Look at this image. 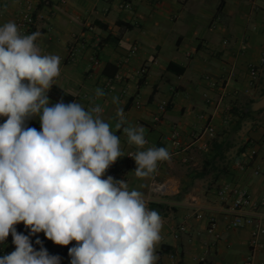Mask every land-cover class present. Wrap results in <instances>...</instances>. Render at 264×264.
<instances>
[{
    "label": "crops",
    "instance_id": "0c3cea01",
    "mask_svg": "<svg viewBox=\"0 0 264 264\" xmlns=\"http://www.w3.org/2000/svg\"><path fill=\"white\" fill-rule=\"evenodd\" d=\"M121 2L132 3V10L121 9ZM29 4L35 23L21 34L39 32L36 44L42 54L61 58L60 75L47 93L49 106L61 100L78 102L85 110L101 106L102 118L119 137L124 154L104 178L116 171L130 190L152 199L147 207L166 208L161 239L154 246L155 264L166 262L170 251L180 254L183 264H244L251 253L252 228L230 227L234 195L222 200L219 191L225 185L247 190L255 203L249 214L264 217V108L252 111L253 103L264 98V0H0V26L9 21L17 25ZM134 45L137 55L121 66ZM92 57L100 64H94ZM251 63L259 67L255 81L249 72ZM142 66H148L143 80L137 76ZM97 88L103 97L96 96ZM114 96L118 103H113ZM137 101L141 109H136ZM162 102L168 108L155 123ZM117 109L123 110L125 125L145 129L143 149L128 144L124 124L116 129ZM248 111L252 114L241 120ZM5 121L0 117V124ZM26 126L41 130L39 116L29 118ZM211 126L214 136L209 133ZM172 131L179 134L181 151L165 139ZM151 147H165L170 160L158 161L151 177L137 178L136 163L128 154ZM255 147L259 153L247 160ZM244 160L246 167L240 170L237 163ZM199 174L203 177L196 178ZM154 182L175 191L155 195ZM199 214L204 217L198 218ZM212 218L218 223V241L207 233ZM180 225H187L188 233L175 239ZM15 227L29 235L23 223ZM37 238L42 241L46 236L43 232L30 236L31 242ZM68 246L49 240L44 248L59 256L60 264H71V258L61 253ZM5 249L0 243V257L6 255ZM202 256L206 261L199 263ZM255 264H264V250L256 254Z\"/></svg>",
    "mask_w": 264,
    "mask_h": 264
},
{
    "label": "clouds",
    "instance_id": "9594fccd",
    "mask_svg": "<svg viewBox=\"0 0 264 264\" xmlns=\"http://www.w3.org/2000/svg\"><path fill=\"white\" fill-rule=\"evenodd\" d=\"M39 32L22 35L15 22L0 26V243L11 234L15 250L0 264H60L30 236L68 246L71 264H155L162 219L147 207L145 195L125 180L104 175L124 156L120 139L102 118L99 105L78 102L53 106L47 93L60 75L61 58L42 54ZM97 97L104 92L97 88ZM118 103V97H113ZM39 116L41 130L26 121ZM121 129L124 113L117 109ZM129 145L143 149V126L123 127ZM137 178H149L158 161H169L165 147L128 154ZM144 187V185H141ZM23 223L29 235L18 233Z\"/></svg>",
    "mask_w": 264,
    "mask_h": 264
},
{
    "label": "built area",
    "instance_id": "2783aa9c",
    "mask_svg": "<svg viewBox=\"0 0 264 264\" xmlns=\"http://www.w3.org/2000/svg\"><path fill=\"white\" fill-rule=\"evenodd\" d=\"M62 3H66L67 0H61ZM119 7L123 10H132V3L130 2H121L119 4ZM35 23L34 19V7L32 4H29L25 7V9L20 13L18 19H17V26L21 33H26L30 30L31 27H33ZM138 46L134 45L128 52V54L122 59L121 61V66L122 65H128L132 59L137 55L138 53ZM73 56V54H71ZM92 62L96 65L100 64V61L96 59L95 57H92ZM249 72L250 76L253 81H255L258 78L259 74V67L255 63H251L249 65ZM148 75V66H142L140 69L137 71V76L139 79L143 80L146 79V76ZM112 86V81H109L106 85L108 89ZM136 109H141L142 108V103L140 101H137L135 103ZM168 108V103L167 102H162L161 105L159 106L158 113L154 116V122L159 123L162 119V116L164 113L167 111ZM126 122V116L124 114V126L123 127H128L125 125ZM209 133L211 136L215 135V128L213 126L209 127ZM125 134V133H124ZM126 135V134H125ZM166 140L171 141L173 147L175 150L181 151L183 148V143L179 137V134L176 131L170 132L168 135L165 136ZM259 153V148L255 147L252 148L250 151V154L246 156L247 160H252L255 158V156ZM134 154V153H132ZM190 161L189 157H186L184 159L185 163H188ZM237 167L240 170H244L246 167V162L240 161L237 163ZM258 174L261 172L258 171ZM107 176H112L114 180H121L120 174L116 171H111ZM107 178V177H106ZM167 184L165 183H160V182H154L152 190L154 194L156 195L158 192H162L164 195L171 194L172 192L168 191V188L166 187ZM229 194L234 195V199L232 202V207L230 213L234 215V218L230 222V227L231 228H240L243 226H249L252 228V234H251V240H250V250L251 253L250 255L246 258L244 264H255V258L256 254L260 251L264 250V243L262 241V236L264 235V217L259 214H249L248 209H250L253 205H255L253 198L251 194L242 188L239 187H231L230 185H225L221 188L219 191V197L222 200H227L229 197ZM146 203L152 202V199L145 198ZM204 217L203 214H199L198 218L202 219ZM188 233V226L187 225H180L174 233V238L175 239H180L181 235ZM207 233L209 235L215 236V239L218 241L220 239V234L218 232V223L214 218L210 219L209 225L207 228ZM13 238L11 235L7 237V239L3 242V245H5L6 249L4 250L5 254H10V251L15 250V245L12 242ZM42 246H46L49 243V240L45 238L44 240L41 241ZM76 243L75 241H72L68 247L63 249L61 253L65 256H69L68 250L69 248L73 247V244ZM32 246L34 247L35 250L39 249L41 247L40 244H36L35 241L32 242ZM158 256H162L164 254L162 249H159L157 251ZM167 255V260L163 264H183V259L180 256V254L170 251L166 253ZM206 261V257L202 256L199 258L198 262L203 263Z\"/></svg>",
    "mask_w": 264,
    "mask_h": 264
},
{
    "label": "trees",
    "instance_id": "16d2710c",
    "mask_svg": "<svg viewBox=\"0 0 264 264\" xmlns=\"http://www.w3.org/2000/svg\"><path fill=\"white\" fill-rule=\"evenodd\" d=\"M250 114H252L251 111H248L247 113L243 114L244 116H242V114H241V116H240L241 117V120H243V118H245L247 115H250ZM237 115H240V114H237ZM235 116H236V113H235ZM240 122H242V121H240ZM201 177H203V175L202 174H199L196 178H201ZM151 208L153 210L158 211V213H159L160 216L162 215V212H164L166 210V208L164 207V205H160V204H153V205H151Z\"/></svg>",
    "mask_w": 264,
    "mask_h": 264
},
{
    "label": "water",
    "instance_id": "95a60500",
    "mask_svg": "<svg viewBox=\"0 0 264 264\" xmlns=\"http://www.w3.org/2000/svg\"><path fill=\"white\" fill-rule=\"evenodd\" d=\"M263 108H264V98L262 100L256 102V103H253V105H252V111L253 112H257ZM148 208L151 209L150 207H148Z\"/></svg>",
    "mask_w": 264,
    "mask_h": 264
},
{
    "label": "bare ground",
    "instance_id": "6f19581e",
    "mask_svg": "<svg viewBox=\"0 0 264 264\" xmlns=\"http://www.w3.org/2000/svg\"><path fill=\"white\" fill-rule=\"evenodd\" d=\"M166 187L168 188L169 192H173L174 191V187H171L170 185H167Z\"/></svg>",
    "mask_w": 264,
    "mask_h": 264
},
{
    "label": "rangeland",
    "instance_id": "374dc122",
    "mask_svg": "<svg viewBox=\"0 0 264 264\" xmlns=\"http://www.w3.org/2000/svg\"><path fill=\"white\" fill-rule=\"evenodd\" d=\"M184 164H185V163H184ZM185 165H187V164H185ZM174 191H175V189H174ZM157 195H159L160 197H164V194H163L162 192H158ZM166 196H167V195H166Z\"/></svg>",
    "mask_w": 264,
    "mask_h": 264
}]
</instances>
